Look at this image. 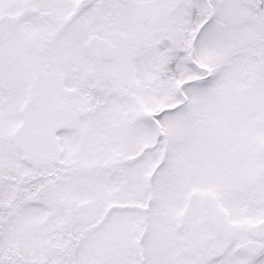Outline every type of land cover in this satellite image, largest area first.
<instances>
[{"label":"snow or ice","instance_id":"obj_1","mask_svg":"<svg viewBox=\"0 0 264 264\" xmlns=\"http://www.w3.org/2000/svg\"><path fill=\"white\" fill-rule=\"evenodd\" d=\"M0 264H264V0H0Z\"/></svg>","mask_w":264,"mask_h":264}]
</instances>
